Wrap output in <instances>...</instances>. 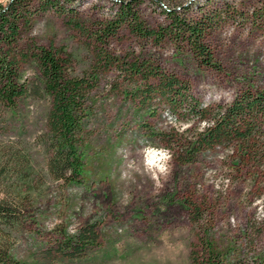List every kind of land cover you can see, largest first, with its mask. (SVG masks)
Returning <instances> with one entry per match:
<instances>
[{
  "label": "rangeland",
  "instance_id": "rangeland-1",
  "mask_svg": "<svg viewBox=\"0 0 264 264\" xmlns=\"http://www.w3.org/2000/svg\"><path fill=\"white\" fill-rule=\"evenodd\" d=\"M120 1H131L145 25L156 29L169 22V8L188 19L215 13L207 42L218 65L198 61L184 42L135 35L124 21L99 43L93 35L101 23L118 18ZM63 6L68 11H40L30 35L71 55L74 76L92 69L102 46L118 57L156 62L214 109L246 89L264 88V0H67ZM22 71L28 85L40 90L20 98L13 111L0 103V194L15 197L24 211L12 244L21 264H193L191 251H201L204 237L232 247L227 262L257 264L252 258L264 252V219L256 218L264 209V168L256 181L251 171L232 167L233 144L202 150L183 163L176 137H162H191L208 126L216 109L209 121L194 120L161 98L137 100L134 83L117 68L101 73L84 120L85 177L73 184L50 170L52 100L39 83L40 72L33 62ZM148 143L172 153L171 172L159 189L134 170L142 168ZM124 172L132 179L121 180ZM191 205L201 207L199 220ZM92 224L99 241L83 256L56 251L64 236Z\"/></svg>",
  "mask_w": 264,
  "mask_h": 264
},
{
  "label": "trees",
  "instance_id": "trees-1",
  "mask_svg": "<svg viewBox=\"0 0 264 264\" xmlns=\"http://www.w3.org/2000/svg\"><path fill=\"white\" fill-rule=\"evenodd\" d=\"M67 1V0H64ZM63 0H9L0 4V103L15 110L18 100L38 86H29L24 76L23 66L33 62L40 72V85L51 100L48 113L50 146L53 155L50 170L57 179L79 184L84 180L85 139L84 120L90 115L89 95L96 87L101 73L117 68L135 87L131 91L137 100L149 101L156 97L169 104L172 111L183 116L201 120L210 119L208 126L191 137L182 135L162 136L171 141L176 137L180 151L178 156L183 163L196 160L202 150L217 145H234L231 164L239 171H251L256 181L264 168V88L246 89L237 95L230 104L217 106L203 105L190 93L189 85L176 74L167 72L162 66L141 56L118 57L102 46L97 48V56L92 69L83 75L71 74V55L53 42L41 45L30 35L34 17L45 9H55L63 13L67 8ZM118 18L103 22L94 33L99 43L114 35L121 23L128 24L135 35L160 40L170 37L184 42L194 57L207 65L213 63V52L207 42V33L216 24L215 13H202L197 19L181 16L174 8L165 10L169 20L166 26L149 28L142 21L131 1H120ZM27 35V36H26ZM26 36V38H25ZM261 182V181H260ZM194 207L195 220H199L202 209ZM191 208V207H190ZM191 208V209H192ZM24 211L15 197L0 194V264H21L12 254V244L16 232L23 225ZM99 234L94 224L83 226L74 235L64 236L59 241L57 252L66 257H80L85 251L98 244ZM232 247H219L212 238L204 237L201 251H191L193 264H236L227 262ZM252 260L264 264V252Z\"/></svg>",
  "mask_w": 264,
  "mask_h": 264
},
{
  "label": "clouds",
  "instance_id": "clouds-1",
  "mask_svg": "<svg viewBox=\"0 0 264 264\" xmlns=\"http://www.w3.org/2000/svg\"><path fill=\"white\" fill-rule=\"evenodd\" d=\"M8 2L9 0H0V4L3 5H6ZM142 154V168L136 166L134 170L141 175H147L154 182V186L157 189L162 188V181L166 180L171 172L170 162L172 160V153L167 148H157L148 143L142 149ZM128 167L131 169L134 167V165L130 163ZM130 179H132V177L129 175V173H122L121 180L128 181ZM256 218L257 220L264 219V209H261L257 213Z\"/></svg>",
  "mask_w": 264,
  "mask_h": 264
}]
</instances>
